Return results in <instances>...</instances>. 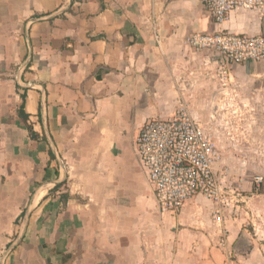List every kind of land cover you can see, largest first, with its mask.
I'll use <instances>...</instances> for the list:
<instances>
[{
    "label": "crops",
    "instance_id": "obj_1",
    "mask_svg": "<svg viewBox=\"0 0 264 264\" xmlns=\"http://www.w3.org/2000/svg\"><path fill=\"white\" fill-rule=\"evenodd\" d=\"M219 30L264 34V11L220 25L202 0H0V264L195 262L201 196L163 214L136 141L182 100L207 117L220 53L187 39Z\"/></svg>",
    "mask_w": 264,
    "mask_h": 264
},
{
    "label": "rangeland",
    "instance_id": "obj_2",
    "mask_svg": "<svg viewBox=\"0 0 264 264\" xmlns=\"http://www.w3.org/2000/svg\"><path fill=\"white\" fill-rule=\"evenodd\" d=\"M258 10L264 11V6ZM221 67L220 56L199 94L208 115L196 120L216 145L220 158L215 167L225 198L217 203L203 196L196 203L199 224L191 227L207 232L209 245L202 248L203 239L195 234L190 250L195 262L188 264H264V60L227 68L226 74ZM181 102L176 112L181 105L193 115L192 109H199L198 103ZM205 258L208 262H201Z\"/></svg>",
    "mask_w": 264,
    "mask_h": 264
},
{
    "label": "built area",
    "instance_id": "obj_3",
    "mask_svg": "<svg viewBox=\"0 0 264 264\" xmlns=\"http://www.w3.org/2000/svg\"><path fill=\"white\" fill-rule=\"evenodd\" d=\"M202 1L220 25L237 7L256 11L264 6V0ZM187 42L198 52L218 51L224 74L229 64L264 60V34L254 36L219 30L195 33ZM136 146L153 188L156 205L163 214L176 215L198 196L217 203L225 198L215 167L220 158L216 145L187 106L181 105L180 110L170 117L146 122Z\"/></svg>",
    "mask_w": 264,
    "mask_h": 264
},
{
    "label": "trees",
    "instance_id": "obj_4",
    "mask_svg": "<svg viewBox=\"0 0 264 264\" xmlns=\"http://www.w3.org/2000/svg\"><path fill=\"white\" fill-rule=\"evenodd\" d=\"M23 98L25 99V96H23ZM20 116H22L24 121L27 123L28 131H29V134L31 135L32 139L38 141L40 139V136L34 131L33 126L28 123V118L29 117H28V115L25 112L24 105L21 106ZM67 198H68V194H63L62 195L63 203H66Z\"/></svg>",
    "mask_w": 264,
    "mask_h": 264
}]
</instances>
